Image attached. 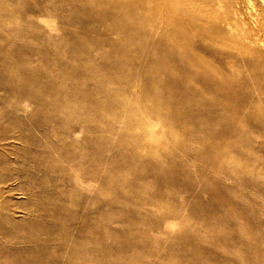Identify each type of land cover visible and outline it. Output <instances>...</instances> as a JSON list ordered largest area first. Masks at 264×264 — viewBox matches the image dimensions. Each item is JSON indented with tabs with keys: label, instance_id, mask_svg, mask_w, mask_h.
Returning <instances> with one entry per match:
<instances>
[{
	"label": "rangeland",
	"instance_id": "obj_1",
	"mask_svg": "<svg viewBox=\"0 0 264 264\" xmlns=\"http://www.w3.org/2000/svg\"><path fill=\"white\" fill-rule=\"evenodd\" d=\"M0 264H264V0H0Z\"/></svg>",
	"mask_w": 264,
	"mask_h": 264
},
{
	"label": "bare ground",
	"instance_id": "obj_2",
	"mask_svg": "<svg viewBox=\"0 0 264 264\" xmlns=\"http://www.w3.org/2000/svg\"><path fill=\"white\" fill-rule=\"evenodd\" d=\"M183 50V49H182ZM180 81V80H179ZM220 86V85H219ZM220 88V87H219ZM227 93V92H226ZM169 94V93H168ZM184 98V97H183Z\"/></svg>",
	"mask_w": 264,
	"mask_h": 264
}]
</instances>
